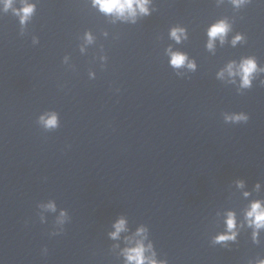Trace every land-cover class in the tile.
<instances>
[{
  "label": "clouds",
  "instance_id": "9594fccd",
  "mask_svg": "<svg viewBox=\"0 0 264 264\" xmlns=\"http://www.w3.org/2000/svg\"><path fill=\"white\" fill-rule=\"evenodd\" d=\"M233 2L239 6L240 3L243 2V0H233ZM94 3L99 5V8L101 11L112 14L115 13L118 16H124L126 13L128 15L134 16L136 14V10L139 9L141 13L147 14L148 9L146 7L148 0H94ZM13 5V0H4V7L5 10L11 8ZM14 13L20 17L21 24L25 23L30 16L32 15L34 11V5L24 3L23 7L20 9H13ZM229 26L226 22L220 21L217 24L213 25L208 32V35L210 37L209 41V47H211V41L214 40L217 37H220L221 39L224 37L226 32L228 31ZM179 33H183V29H173L171 31V36L179 42L180 35ZM241 39V37L237 36L236 40ZM236 41L234 40L233 43ZM171 64L175 67H180L184 65L186 56L181 53H172L171 54ZM190 67H193V65H189ZM256 63L255 60L252 58L246 59L243 61L241 65V72H242V82L243 86L250 87L251 80L250 77L252 74L256 71ZM41 122L44 124V126L48 129L55 128L57 126V117L55 114H52L48 116L47 119L44 117H41ZM234 120H248L247 116H244L243 114L232 117ZM51 207V206H50ZM246 217L248 220V223L250 226H254V229L259 230L261 228H264V207L261 206V203L259 201L253 202L250 206V209L246 213ZM124 220H119L116 225V232L112 233L111 235L113 238H115L120 231L124 229ZM227 227L229 232H232V230L235 228V218L233 213H228L227 218ZM257 235V232H253V238L255 240V237ZM229 239H235V233H232L231 235H220L215 238V242H222ZM145 248L142 244L138 243L135 248L126 250V256L128 261H134L135 264H145V261H148V264H163V262H157L154 259H150L144 255ZM258 264H264V260H261L258 262Z\"/></svg>",
  "mask_w": 264,
  "mask_h": 264
}]
</instances>
